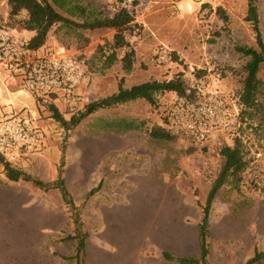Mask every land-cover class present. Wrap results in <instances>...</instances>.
I'll return each instance as SVG.
<instances>
[{"label": "rangeland", "instance_id": "rangeland-1", "mask_svg": "<svg viewBox=\"0 0 264 264\" xmlns=\"http://www.w3.org/2000/svg\"><path fill=\"white\" fill-rule=\"evenodd\" d=\"M80 1L107 15L123 5V0ZM134 5L137 24L128 37L135 60L128 73L121 60L127 47L118 49L111 66L104 62L115 29H82L77 34L58 24L46 44L34 51L64 47L85 64L89 83L80 98L74 103L53 101L64 116L68 119L87 103L116 92L122 76L124 86L130 87L178 78L183 69L193 67L233 97L240 124L196 145L172 136L164 126L167 107L176 96L173 92L159 94L155 103L136 99L101 108L71 129L52 117L50 99H37L29 91L32 104L26 98L19 104L13 99L14 111L35 117L45 144L38 150L14 148L5 156L31 181L9 179L1 162L0 264H76L65 258L77 245V240L67 237L80 232L86 233L88 264H102L97 249H104L105 258L118 251L120 264H180L165 259L163 251L182 253V246L183 253L199 255V224L223 164L221 148L240 146L247 165L257 162L264 172V64L258 73L263 81L258 96L261 110L242 112L239 93L248 57L236 47L257 46L253 27L245 19L247 0H217L210 4L211 11L169 0H134ZM257 6L264 39V0H257ZM218 7L227 19L215 11ZM9 11L8 0H1L0 29L28 39L34 32L19 29ZM162 47L173 51L177 60L160 62L157 52ZM121 118L143 126L120 131L111 123ZM158 127L163 133L157 138L151 131ZM34 179L48 186H39ZM61 179L69 202L56 186ZM145 228L151 231L143 232ZM208 243V264H242L256 250H264V180H251L244 170L219 189L210 212ZM254 264H264V259Z\"/></svg>", "mask_w": 264, "mask_h": 264}, {"label": "trees", "instance_id": "trees-1", "mask_svg": "<svg viewBox=\"0 0 264 264\" xmlns=\"http://www.w3.org/2000/svg\"><path fill=\"white\" fill-rule=\"evenodd\" d=\"M1 1V0H0ZM10 8L9 16L15 19V23L19 29H26L34 33L26 40H20L22 46L34 52L46 44L50 30L60 24L67 27L69 31H75L80 34L79 30H94L100 28L115 29L113 41L109 43L108 51H104V62L107 67L111 66L118 59V49L127 47L121 58L123 69L126 73L133 68L135 60V49L133 48L128 32L132 26H136V18L133 9L125 7L121 4L117 5L112 15L104 14V12L91 4L82 3L80 0H8ZM203 10H213V7L206 3L203 5ZM25 11L26 17L19 18V15ZM224 19H227L225 11L222 7L216 10ZM63 12L68 13L65 15ZM245 19L249 21L256 35V45H239L236 50L248 57L243 66L245 76L242 80V88L240 90V101L244 105L242 112H250L261 110L258 96L262 91L263 81L258 76V73L264 64V39L260 27V17L257 6V0H247V13ZM172 59L177 60V56L172 51ZM164 92H173L179 95L187 93V85L182 76L169 80H148L134 84L130 87L124 86V76L118 83L116 92L91 101L85 105L83 111L73 113L70 118H66L58 106L53 102H48V108L52 112V117L58 121L65 129H71L78 125L84 118L95 113L101 108L112 107L117 104L126 103L136 99H145L149 103H155L157 96ZM250 110V111H249ZM111 124L118 125L120 131L129 129L142 128V123L135 119L121 118ZM161 128H155L151 131L154 137H160L162 134ZM223 158V164L220 172L212 183L208 192L206 202L203 206V216L199 224V255L180 254L169 250L163 251L165 259L174 261L180 264H208L207 257L209 254L208 232H209V217L212 208V203L219 189L230 181V178L240 177L247 167V160L244 157L243 150L240 146L224 145L220 150ZM6 155L0 154V161L4 163L6 175L11 180H20L21 178L27 181L33 180L29 174L14 168L5 159ZM34 183L39 186H48L46 183L34 179ZM66 202H69V192L66 189L64 180L61 179L59 185ZM91 190L90 193L94 192ZM68 239L77 240L75 252L65 256L67 260L75 261L76 264H86V233H78V235H68ZM264 259V250H256L255 254L247 259L242 264H254Z\"/></svg>", "mask_w": 264, "mask_h": 264}, {"label": "built area", "instance_id": "built-area-1", "mask_svg": "<svg viewBox=\"0 0 264 264\" xmlns=\"http://www.w3.org/2000/svg\"><path fill=\"white\" fill-rule=\"evenodd\" d=\"M188 6L212 4L211 0H169ZM123 6L133 8L134 0H123ZM206 11V9H205ZM162 63H172L171 51L162 47L157 52ZM0 65L7 70V78L18 81L37 99L67 103L76 102L88 87L89 75L85 64L64 47L44 53L25 49L20 40L0 29ZM182 78L187 93H174V101L167 107L165 128L172 136L191 144H204L214 133L239 125V108L233 97L224 92L214 80L200 76L193 67L183 69ZM213 82V83H212ZM216 84V85H215ZM45 144V135L35 117L27 111H10L0 118V154L7 155L14 148L38 150ZM1 165V161H0ZM263 168L250 163L245 169L247 178L264 180Z\"/></svg>", "mask_w": 264, "mask_h": 264}, {"label": "crops", "instance_id": "crops-1", "mask_svg": "<svg viewBox=\"0 0 264 264\" xmlns=\"http://www.w3.org/2000/svg\"><path fill=\"white\" fill-rule=\"evenodd\" d=\"M214 1H217V0H211L212 4ZM5 82H7V84ZM24 98L27 99L26 103L32 104L34 102V100L32 99L33 97H31V95L28 94L27 90L23 88V85L20 82L18 81L14 82L7 78V70L0 65V104H1L0 105V118H2L6 113H9L10 111L14 110L13 109L14 107L12 108V106L10 105L13 99H15V101L19 104V102L22 101ZM4 104H6V106H4ZM147 231H151V230L146 229V228L143 230V232H147ZM181 248H182V251H181L182 253L180 254H185L183 253L184 247L180 246V249ZM88 249H86V252H87L86 264H88V258H87ZM103 252H104V249H97V253L99 257L102 258V260L99 263H102V264H120L121 263V261L116 258V256L118 255V251L112 257H106V258L103 255Z\"/></svg>", "mask_w": 264, "mask_h": 264}]
</instances>
